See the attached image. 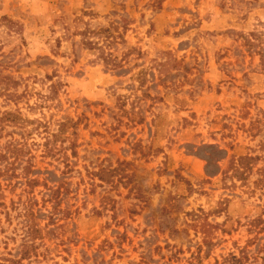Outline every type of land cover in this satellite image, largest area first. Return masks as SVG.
I'll return each instance as SVG.
<instances>
[{
  "label": "rangeland",
  "instance_id": "obj_1",
  "mask_svg": "<svg viewBox=\"0 0 264 264\" xmlns=\"http://www.w3.org/2000/svg\"><path fill=\"white\" fill-rule=\"evenodd\" d=\"M6 113L0 264H262L264 0H0Z\"/></svg>",
  "mask_w": 264,
  "mask_h": 264
},
{
  "label": "trees",
  "instance_id": "obj_2",
  "mask_svg": "<svg viewBox=\"0 0 264 264\" xmlns=\"http://www.w3.org/2000/svg\"><path fill=\"white\" fill-rule=\"evenodd\" d=\"M92 45H94V44H92ZM101 58L104 61V64L106 66L112 67V69H118L121 67L120 63H117L115 60L114 61L111 60L112 58L109 56H106L104 53L101 54ZM8 116L13 117V120L10 123L14 124V126H16V127H21L25 124V123L21 124V122L23 121L22 119L20 120V122L17 120V118H19V117L17 116L16 113H6L4 115V117L2 119H0V123L4 122ZM56 137H58V135ZM9 149H10L9 150L10 154L15 155V159H17L18 158L17 156H19L18 154H16V153H18L17 148L11 147ZM1 157H3V156H0V158ZM244 159H246L247 164H242L239 167L237 165L232 166L233 174L236 175L237 177L242 178V179L247 177L249 172L252 171V165L249 164L250 161H254V160L264 161V157H259V156H256V157L249 156V157H245ZM259 171L261 173L262 181L264 182V167H262ZM31 182L32 181H30L29 183H31ZM52 194H55V192H53ZM252 226H254L255 228L258 229V231H257L258 234L263 233L264 232V219L259 218V219L255 220ZM36 233H38V228L32 223V225H30L28 228V232H27L28 237L30 239H33V238H35ZM31 249H32V245L28 244V242H27L26 244H24V246L22 248L20 259L19 260H10L9 259V260H7V262L9 264H23L22 261L24 259H27L29 256H31ZM259 254L262 255V256H260V259L262 260V264H264V242H263V245L259 248Z\"/></svg>",
  "mask_w": 264,
  "mask_h": 264
}]
</instances>
